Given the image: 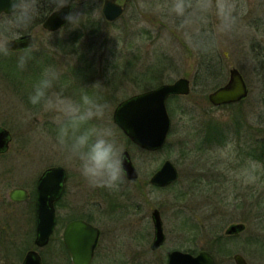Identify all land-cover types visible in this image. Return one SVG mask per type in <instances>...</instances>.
I'll return each instance as SVG.
<instances>
[{
	"label": "rangeland",
	"instance_id": "1",
	"mask_svg": "<svg viewBox=\"0 0 264 264\" xmlns=\"http://www.w3.org/2000/svg\"><path fill=\"white\" fill-rule=\"evenodd\" d=\"M69 3L72 12L81 15L75 27L68 23L57 31H47L43 22L39 24L40 18L36 21L37 13L32 24L18 33V37L32 34L34 47L0 54V126L12 136L9 149L0 154V264H23L26 253L36 248L37 181L45 169L57 165L67 169L68 179L57 204L56 230L49 244L37 249L43 264H72L62 241L72 215L93 218L103 231L92 264H168L167 253L175 249L194 255L207 250L216 256L217 264H236V253L243 254L249 264H264V252L254 244L264 232L259 215L264 213V161L247 156L251 146L242 149V145L264 138V76L258 72L255 58L264 57V0H244L237 34L218 38L210 55L222 62L214 66L210 77L202 79L197 77L201 53L184 43L171 21L140 9L139 0H130L125 14L114 23L104 19L101 0ZM22 55L27 59L21 69L18 61ZM32 57H38L40 64L31 63ZM89 63L93 70L72 72ZM232 66L241 71L249 88L241 107L246 116L243 128L251 133L247 138L231 128L236 108L214 106L209 100L211 92L229 81ZM150 68L161 70L162 83L149 80ZM46 72L58 76L51 92L73 101H81L90 89L92 95L113 96L108 104L93 100L103 106V117L92 119L85 127L110 128L122 150L129 148L140 173L136 183L124 176L118 190H108L90 187L83 179L78 164L69 161L57 143L59 113L45 112L29 102ZM183 76L191 80V92L169 99L172 130L165 147L149 152L131 144L113 121L117 104L146 91L142 89ZM209 123L220 125L227 136L224 144H206ZM167 159L178 167L180 178L166 189H157L150 178ZM14 187L29 190L31 199L12 202L9 193ZM259 203H263L262 210ZM102 205L106 208L100 212L97 206ZM153 208L161 211L167 235L163 247L155 252L150 248ZM235 222H244L247 228L227 238L218 257L208 238L218 231L225 234Z\"/></svg>",
	"mask_w": 264,
	"mask_h": 264
},
{
	"label": "water",
	"instance_id": "2",
	"mask_svg": "<svg viewBox=\"0 0 264 264\" xmlns=\"http://www.w3.org/2000/svg\"><path fill=\"white\" fill-rule=\"evenodd\" d=\"M117 0H105L103 14L109 21L119 18L126 3L121 5ZM72 12V5L57 12L54 10L44 20L42 27L47 31H57L68 23L63 19ZM34 45L32 34H24L17 41L10 43L12 51H22ZM229 81L209 94V100L214 106L238 103L249 94V88L241 71L232 66L229 69ZM191 80L185 76L171 83H163L155 88L131 95L116 106L113 119L124 131L129 139L138 147L147 151H156L163 148L172 129V118L168 109V99L176 95H189ZM11 132L0 126V153L9 149ZM123 167L125 176L131 181H137L140 173L134 163L129 148L123 150ZM179 170L175 163L167 159L153 174L150 182L156 186H167L177 181ZM67 181V170L61 165L52 166L44 170L38 181V194L36 198V238L35 246L38 248L48 245L54 233L57 222L56 201L64 192ZM9 197L13 201L24 202L30 198L26 188L15 187ZM154 225V238L151 249H159L166 241L164 222L159 209L152 212ZM247 228L244 222H235L226 229V235L243 233ZM100 231L94 225L84 220H75L68 224L63 232L64 243L71 255L74 264H91ZM236 264H249L247 258L241 254L233 255ZM169 264H217L216 257L207 250L194 255L178 249L168 252ZM23 264H43L42 256L37 249L29 250ZM132 264V263H128Z\"/></svg>",
	"mask_w": 264,
	"mask_h": 264
},
{
	"label": "clouds",
	"instance_id": "3",
	"mask_svg": "<svg viewBox=\"0 0 264 264\" xmlns=\"http://www.w3.org/2000/svg\"><path fill=\"white\" fill-rule=\"evenodd\" d=\"M48 2L59 12L70 0ZM138 6L171 21L184 43L204 54L215 49L218 38L237 34L244 14V0H139ZM39 8L40 0H0V54L6 56L12 51L10 43L17 41L18 33L32 24ZM80 17L70 11L63 19L75 27ZM26 59L20 56L21 69ZM57 79L56 73L46 72L29 95L30 104L45 112L59 113L57 143L67 153V159L78 164L80 175L90 187L118 190L125 175L122 148L110 128L85 127L92 119L103 117V106L88 96L73 101L51 92Z\"/></svg>",
	"mask_w": 264,
	"mask_h": 264
},
{
	"label": "trees",
	"instance_id": "4",
	"mask_svg": "<svg viewBox=\"0 0 264 264\" xmlns=\"http://www.w3.org/2000/svg\"><path fill=\"white\" fill-rule=\"evenodd\" d=\"M41 3H42V5H41ZM40 6L41 7H40L39 12H38L39 14L37 15V18H36V21H38V18L41 19V21H39V24L41 22H43L46 19V17L54 10V6L49 4L48 0H41ZM40 10L42 11V14H41ZM88 12H90V15H92L91 8H89ZM36 21H35V23H36ZM27 32H30V31H27ZM72 42L73 43L75 42L74 39L72 40ZM33 55H38V54L34 53ZM210 58L212 60H210ZM255 58L258 60L257 70H258V72L261 73V76L262 75L264 76V57L256 56ZM213 60H214V63H213ZM221 60L217 57H213L212 55H210V53H208V54L201 53L200 54V61H199V69L200 70L198 71L199 73H197L198 79L199 78L202 79L203 77L204 78L210 77V75H212L214 72V70H213L214 66H217V64L221 63L222 62ZM31 63L40 64V60L38 59V57H32ZM90 65L91 64L89 63V65H87L88 67L87 66H85V67L81 66V67L74 68V71L72 70V72L82 73V70L84 68L89 69V70H93L95 67L92 68ZM12 68H14V66H12ZM14 71L18 72L19 70L14 69ZM148 71H147V75L150 74L149 80H151V78H152L153 79L152 83H162L163 82L158 77V75L161 74L160 69L150 68ZM142 90H147V89L145 88ZM94 95H92V91L90 89L87 92H85L83 96H88L92 100H101L102 102H104V104H108L107 103L108 100L110 101V99L113 97V96L111 97L110 94H106V93L103 95H101V94L98 95V93L94 94ZM178 98H181V96H174L171 99L175 100ZM243 101H241L239 103H235V104L225 105V106L236 108V111L233 114V119H232L233 125L231 128L235 131L236 134L245 135L247 138V137L251 136V133L248 130H245V128H243L245 126L243 125L242 121L246 118V116L243 115L244 113L242 112V109H241V107L243 105ZM114 105H115V103H114ZM237 109L238 110L240 109V110L238 111ZM170 110L173 111L172 109H170ZM218 123H209V125L207 127V129H208L207 136L205 138L206 144L212 145V144L218 143V145H221V144H224V142L227 140V136H224V133L221 130L220 125ZM129 141H130V139H129ZM130 142H131V144H133L132 141H130ZM248 142H250V141H248ZM248 146H251V147L249 148V150L246 151L247 156H249V157H251L257 161H261V162L264 161V138L263 139H256L253 141V143H246L245 145H242V149L245 150L246 148H248ZM262 204L263 203H259V205H258V208H260L261 210L263 209ZM259 215L261 216V218H260L261 222L263 221V230H264V213L259 212ZM231 236H234V235H226V234H223V233L218 231V232H214L210 237L209 236H206V237H209L208 238L209 242H212L213 248L210 247L211 251L214 252L218 257H220L221 251L223 250L222 246L225 245V241L227 240V238H229ZM254 244L256 246L260 247L261 250H263V252H264V232L261 234V236H258L256 238V240L254 241Z\"/></svg>",
	"mask_w": 264,
	"mask_h": 264
},
{
	"label": "flooded vegetation",
	"instance_id": "5",
	"mask_svg": "<svg viewBox=\"0 0 264 264\" xmlns=\"http://www.w3.org/2000/svg\"><path fill=\"white\" fill-rule=\"evenodd\" d=\"M129 1L130 0H123V2L121 3L120 2V0H117L116 2L117 3H119V4H121V5H124L125 3H126V8H125V10H124V12H123V14L119 17V18H117L116 20H114V21H108L106 18H105V16H104V14H103V16H104V19L107 21V22H111V23H114V22H116L117 20H119L124 14H125V11L127 10V8H128V5H129ZM101 2H102V13H103V6H104V3H105V0H101ZM71 4V3H70ZM72 5V4H71ZM54 10H56V9H54ZM53 10V11H54ZM52 11V12H53ZM72 11H73V5H72ZM51 12V13H52ZM27 34V33H26ZM115 123V122H114ZM117 126V125H116ZM118 128H120L119 126H118ZM121 129V128H120ZM122 130V129H121ZM172 130V129H171ZM123 131V130H122ZM171 133V132H170ZM125 134V133H124ZM126 135V134H125ZM170 135V134H169ZM149 152H156V151H149ZM6 152H3V153H0V154H5ZM178 168V167H177ZM46 170V169H45ZM67 170V169H66ZM179 170V169H178ZM44 172V171H43ZM125 176V175H124ZM153 176V175H152ZM40 178V177H39ZM39 178H38V181H39ZM126 178V177H125ZM179 178H180V172H179ZM179 178H178V180H179ZM67 179H68V172H67ZM129 182H134V183H136L135 181H131V180H129L128 178H126ZM151 179V178H150ZM177 180V181H178ZM38 181H37V185H36V192H35V197L37 198V194H38ZM177 181H175V182H173L172 184H170V185H167V186H163V187H161V186H156V185H153L152 183H150L153 187H155V188H157V189H166V188H168V187H170V186H172L174 183H176ZM67 182V181H66ZM65 186H66V184H65ZM15 188V187H14ZM11 191V190H10ZM29 191V190H28ZM64 192H65V189H64ZM64 192H63V194H62V196H61V198L59 199V200H57L56 201V203H55V205H56V211H57V204L61 201V199H62V197H63V195H64ZM29 193H30V191H29ZM31 197H32V195H31V193H30V198L28 199V200H30L31 199ZM10 198V197H9ZM11 200V199H10ZM27 200V201H28ZM12 202H15V203H21V202H17V201H13V200H11ZM25 202V201H24ZM35 205H36V199H35ZM97 208H98V211H100V212H102V210L104 209V208H106V206H101V207H98L97 206ZM154 209H156V208H153L152 209V212H153V210ZM158 209V208H157ZM152 212H151V218H152ZM161 212V211H160ZM161 215H162V213H161ZM75 220H84L85 222H87V223H90V224H92V225H94L95 227H97L98 229H99V231H100V236H99V240H98V243H97V246H96V248H95V253H94V258H93V260H92V262L94 261V259H95V256H96V254H97V248H98V245H99V241H100V238H101V236H102V233H103V231H102V229L99 227V224H96V223H94L92 220H93V218H91V217H86V216H83V215H72V216H69L68 217V222L66 223V225H65V227H64V229L66 228V226L68 225V224H70L71 222H73V221H75ZM57 221H58V214H57ZM153 222V221H152ZM164 222V221H163ZM56 226H57V223H56ZM55 230H56V227H55ZM164 230H165V228H164ZM55 232V231H54ZM63 232H64V230H63ZM166 239H167V235H166ZM62 241H63V245H64V249H65V251H66V253L69 255V258H70V260H71V262H72V264H74L73 263V261H72V258H71V255H70V253H69V251H68V249H67V247H66V245H65V243H64V240L62 239ZM151 245V244H150ZM164 245V244H163ZM163 245L159 248V249H161L162 247H163ZM151 248V247H150ZM159 249H157V250H152V251H158ZM169 252V251H168ZM167 256H168V253H167ZM43 260V259H42ZM92 262H91V264H92ZM121 263V262H120ZM128 263H130V262H124V263H122V264H128ZM118 264V263H117ZM133 264V263H132Z\"/></svg>",
	"mask_w": 264,
	"mask_h": 264
}]
</instances>
